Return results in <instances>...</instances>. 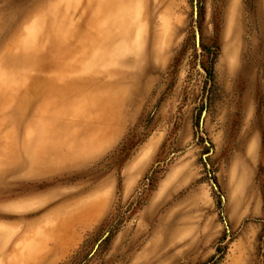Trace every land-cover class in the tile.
I'll return each mask as SVG.
<instances>
[{"label": "rangeland", "instance_id": "1", "mask_svg": "<svg viewBox=\"0 0 264 264\" xmlns=\"http://www.w3.org/2000/svg\"><path fill=\"white\" fill-rule=\"evenodd\" d=\"M0 264H264V0H0Z\"/></svg>", "mask_w": 264, "mask_h": 264}, {"label": "water", "instance_id": "2", "mask_svg": "<svg viewBox=\"0 0 264 264\" xmlns=\"http://www.w3.org/2000/svg\"><path fill=\"white\" fill-rule=\"evenodd\" d=\"M200 43H201V36L199 31L196 32V45L198 48H200Z\"/></svg>", "mask_w": 264, "mask_h": 264}, {"label": "bare ground", "instance_id": "3", "mask_svg": "<svg viewBox=\"0 0 264 264\" xmlns=\"http://www.w3.org/2000/svg\"><path fill=\"white\" fill-rule=\"evenodd\" d=\"M109 24V23H108Z\"/></svg>", "mask_w": 264, "mask_h": 264}]
</instances>
